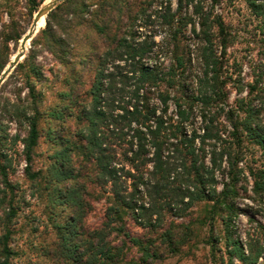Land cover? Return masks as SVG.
Masks as SVG:
<instances>
[{"label": "trees", "instance_id": "obj_1", "mask_svg": "<svg viewBox=\"0 0 264 264\" xmlns=\"http://www.w3.org/2000/svg\"><path fill=\"white\" fill-rule=\"evenodd\" d=\"M45 1L28 0L32 6L31 18ZM246 1L264 24V0ZM131 2L65 0L49 13L45 29L32 40L29 57L15 69L17 72L23 68L39 48L71 68L75 82L80 81L76 76L78 67L90 64L94 69L88 89L80 92L72 86L69 92L59 95L62 100L68 98L71 107L50 111L63 127L65 121H77L74 138L78 140L59 139L45 173L32 170L41 121L32 85V107L22 110L28 129L23 140L27 179L35 182L48 175L53 185H69L55 190L62 198L60 202L73 212L66 224L58 225L60 254L70 264H154L161 260V255L153 245L126 235L142 254L139 260L126 261L124 249L109 241L114 232L122 231L117 226L123 222V216L146 219L147 227L155 228L154 224H161L165 213L185 218L192 210L198 218L204 213L200 221L212 232L217 217L223 222L228 264H264V224L259 223L246 232L245 243L234 237L233 225L244 209L259 206L264 210V64L259 69L258 80L248 85L246 97L241 96L244 86L238 81L234 83L241 97L230 103L225 54H216L211 36L215 26L222 36L219 44L225 50L227 31L220 18L211 19L201 3H197L194 16L199 19L197 36L201 41L204 71L197 77V89L190 91V59L172 53L173 61L166 69L161 64H145L147 59H161V43L175 44V33L157 44L155 38L141 40V34L131 35L128 29L120 31L125 18L128 22L139 20L140 15L131 11ZM211 2L217 5L220 0ZM63 5L67 9L71 5L70 10L65 18L58 19L55 12ZM176 17L169 9L163 20L172 29L180 23ZM84 29L103 37L105 47L101 51L92 46L94 55L77 58ZM25 32L16 37L17 43ZM8 59L1 65L0 74ZM29 65L37 75L33 63ZM197 120L201 123L199 128L194 126ZM69 129L74 128L68 125ZM75 153L86 162L80 172L74 166ZM2 159L7 160V156L0 153V162ZM91 168L93 175L86 173ZM0 170L4 196L12 186L7 181V167L0 165ZM96 191L99 196H107L110 203L103 227L90 232L84 230L83 223L92 210L87 197ZM10 208L13 212V204ZM11 217V213H5L0 264H9L13 255L8 242ZM247 219L254 220L249 216ZM192 224L190 220L182 226L181 234L173 231L181 225L171 224L165 230L161 240L169 253H180L191 241ZM207 243L213 252L220 251L213 234Z\"/></svg>", "mask_w": 264, "mask_h": 264}, {"label": "rangeland", "instance_id": "obj_2", "mask_svg": "<svg viewBox=\"0 0 264 264\" xmlns=\"http://www.w3.org/2000/svg\"><path fill=\"white\" fill-rule=\"evenodd\" d=\"M180 1L132 0L131 11L135 15H140L139 20L128 22L125 18L120 31L123 32L128 29L131 30V35L141 34V40L145 37L155 38L157 44H160L164 37L175 33L177 36L175 44L174 42L172 45L161 43L159 47L161 59H147L145 64H161L162 68L166 69L176 54L190 59L188 85L190 91H195L197 89V77H200L204 71L201 60L202 53H200L201 41L197 36L200 34L199 19L194 16V7L197 3H201L204 12L209 13L211 19L220 18L227 31L225 50L219 44L222 36L215 26L211 30V36L215 43L216 54L219 56L225 54V77L228 82L230 103L233 104L241 96L246 97L248 85H253L258 80L259 69L264 64L263 19L250 9L246 0H220L217 5H212L211 0H182L181 9L179 8ZM45 4H47V0L42 6ZM70 7L71 5L67 9L63 5L58 8L55 12L58 19L61 16L65 18ZM169 9L171 14L177 16V21H180L172 29L163 20ZM31 10L32 6L28 0H0V67L9 57V62L4 70L20 51L22 40L33 23L37 13L31 18ZM45 27L46 24L38 30L34 38ZM25 30L22 39L17 43L16 37ZM81 37L82 47L76 54L77 58L94 55L91 50L92 46L98 47L101 51L105 47L103 37L96 35L91 30L84 29ZM139 37L137 36V38ZM31 48L32 41L29 43L26 55L20 63H24L25 59L29 57ZM31 63H33L32 66L38 73L37 75L31 71L29 67ZM93 70L90 64L85 65V67H78L76 76L80 81L75 82L73 75L75 72H72L71 68L65 67L59 59L39 48L36 55L31 57L23 68L17 72L14 70L0 88V153L7 156V160L2 159L0 165L7 167V181L12 186V188L6 189L3 196L1 192L4 189V178L0 170V237L3 234L5 213H11L12 217L9 220L11 237L8 242L13 255L9 264H70L60 254L61 232L58 230V225L66 224L73 212L60 202L62 198L60 199L59 193L55 192V190H61L69 185L68 183L60 186L53 185L50 179H47L48 175L35 182L27 179L23 140L26 138L28 129L26 120L22 116V110H29L32 107L30 95V85H32L36 91L35 96L41 113L40 139L34 150L32 170L33 172L42 170L45 173L53 161V154L58 149L59 139L78 140V138H74L77 121L75 119L65 121L63 127L61 121L54 120L50 111L56 107H71V101L68 98L62 100L59 95L69 92L72 86L80 92L88 89L94 77ZM237 81L244 86V92L241 96L236 89L237 85L234 84ZM67 123L69 127L74 129L68 130ZM194 126L196 128L201 127L200 121L197 120ZM189 130L191 129L189 128ZM50 138H55V140ZM73 161L76 172L82 171V166L86 163L84 157L75 153ZM86 173L93 175L94 172L91 168ZM2 198L4 199L3 204L1 203ZM87 199L92 205V210L88 212L83 225L84 230L91 232L103 227L106 222V210L110 202L107 196L101 194L99 196L97 191ZM12 204L13 212L10 208ZM242 213L243 215L233 221L235 226L234 237H239L242 243H245V233L255 229L259 223L264 224V210L259 206H254L253 210L244 209ZM163 215L162 223L154 224L156 227L150 228L146 225V219H137L125 214L123 222L117 226L122 231L114 232L109 241L124 249L127 255L126 261L139 260L142 256L139 248L134 246L129 239L133 237L140 239L145 245H153L155 250L159 251L161 260L154 264L229 263L230 259L226 254L225 244L226 230L219 217L214 223L215 230L212 232L207 224L202 225L200 221V218L204 217V213L199 218L197 217L198 214L192 210L185 214V218H181L179 215L173 216V213ZM248 216L254 219L253 222L247 219ZM196 219L197 223H194ZM190 220L193 222L190 229L194 235L191 237V241L180 249V253H169V249L163 244L161 236L166 229L171 227V224L181 225L173 230L175 233L181 234L183 232L182 226L188 225ZM212 234L218 239L217 249L220 251L213 252L207 243Z\"/></svg>", "mask_w": 264, "mask_h": 264}, {"label": "water", "instance_id": "obj_3", "mask_svg": "<svg viewBox=\"0 0 264 264\" xmlns=\"http://www.w3.org/2000/svg\"><path fill=\"white\" fill-rule=\"evenodd\" d=\"M64 1L65 0H53L49 4L43 5L40 8V10L37 12L29 31L27 32V34L24 36L22 40L20 51L18 52V54L15 56V58L11 61V63L8 65V67L3 71V73L0 76V88L2 87V85L8 79V77L12 74V72L16 69V67L25 57L26 52H27L26 44L29 41L31 42L36 36L38 32L37 28H38L39 22L42 19H45V23H46V18L49 15V13L53 11L59 3L64 2Z\"/></svg>", "mask_w": 264, "mask_h": 264}, {"label": "bare ground", "instance_id": "obj_4", "mask_svg": "<svg viewBox=\"0 0 264 264\" xmlns=\"http://www.w3.org/2000/svg\"><path fill=\"white\" fill-rule=\"evenodd\" d=\"M53 0H47V4H49L50 2H52ZM46 23H45V20L44 19H42L40 22H39V25H38V30L41 28V27H43L44 25H45ZM29 43H30V41L26 44V48L28 49V46H29ZM15 58V56L13 57V59Z\"/></svg>", "mask_w": 264, "mask_h": 264}]
</instances>
